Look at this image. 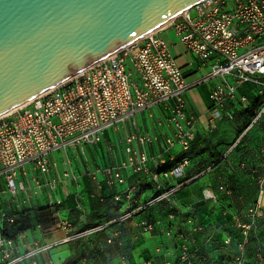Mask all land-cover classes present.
<instances>
[{
	"label": "built area",
	"instance_id": "built-area-1",
	"mask_svg": "<svg viewBox=\"0 0 264 264\" xmlns=\"http://www.w3.org/2000/svg\"><path fill=\"white\" fill-rule=\"evenodd\" d=\"M172 27L179 41L203 63L211 62L207 75L197 82H189L171 52V44L160 36V31ZM264 0H202L173 18L170 23L141 39L132 42L120 51L85 69L62 84L33 98L25 105L0 117V264H55L51 250L63 244L84 241L107 231L111 225L130 221L137 213L161 202H166L168 216L174 219L177 213L187 209L179 203L177 194L189 180L174 183L180 177L189 159L172 168H164L176 159L172 149L176 143L187 151L195 139L196 118L188 111L185 93L197 84L218 79L211 91L213 102L211 120L215 123L234 117L229 104H251L249 95L239 93L245 84L264 86ZM260 89L259 95H263ZM169 109L168 121L173 127L171 135H153L125 130L126 123L137 113L156 105ZM264 116V104L250 125L226 151L223 160L241 142L244 135ZM162 124V120H159ZM122 124L125 136L121 139L125 158L119 164L97 168L85 166L84 172L97 179L99 171L108 176L110 184L124 183L122 170L130 168L134 173L144 169L150 172L154 184L153 194L129 207L135 200L139 184L128 186L115 195L121 203V212L113 220L100 224L79 227L69 220H60V234L42 231L40 222L29 221L28 216L38 204L42 193L46 204L58 206L63 199L57 194L61 179L50 177L58 168L50 159L54 150L69 147H84L98 144L103 135ZM157 142L159 151L150 154L146 145ZM264 153V145L262 147ZM87 159V158H86ZM152 160L153 168L148 162ZM242 165H245L242 163ZM65 176L68 173L65 172ZM256 201L244 215L235 218L242 229L243 239L238 243L235 264H245L247 244L252 229L264 224V178ZM100 182L98 186L100 187ZM220 190L231 191L221 185ZM204 198L217 200V193L207 187ZM248 222H243V219ZM30 223L20 228L22 223ZM140 227L152 231L154 223L143 220ZM196 231L204 230L196 225ZM32 231V236L29 233ZM51 235V236H50ZM122 235L116 229L108 242ZM171 236V230L166 231ZM231 238L225 239L229 244ZM122 245V240H118ZM199 246H192L184 239L176 263L194 264L199 258ZM257 264H264L261 243L256 248ZM85 256L83 264H86ZM147 262L146 264H149ZM120 264H132L125 253L120 255Z\"/></svg>",
	"mask_w": 264,
	"mask_h": 264
},
{
	"label": "crops",
	"instance_id": "crops-1",
	"mask_svg": "<svg viewBox=\"0 0 264 264\" xmlns=\"http://www.w3.org/2000/svg\"><path fill=\"white\" fill-rule=\"evenodd\" d=\"M171 29L173 28H166L165 32H160V36H162L163 34L167 37H170L172 35ZM169 40L172 44L171 52L189 82H197L209 73L211 62L203 63L202 61H200L196 56L190 53L179 40ZM216 82H218V79H211L209 86H207V83H205L204 81L203 84H197L198 86L195 85V88L185 93L188 111L196 118L195 137L198 141H203L205 145H208L206 143V139L209 140V150H207L203 154L191 158L189 164L184 168L181 177H177L180 181L190 178L189 181L183 185L184 188L182 192L178 193V199L180 200V202L181 199L183 200V198H180L179 196L181 193L184 195V199L190 200L195 198V196L187 193L194 188L205 189L209 187L216 193H218L219 190L216 186L218 185L219 188L221 185H224L222 182L223 180L221 179L223 176H219L217 184L214 181L213 177L216 178L215 172L218 174L221 173L224 169L228 170V165L226 166L224 162H219V164L212 170V173L207 172V166L209 162L217 159H214V157H212L211 152H217L219 150V142L222 141L221 138L223 136H227L225 132L210 131L211 129H209V125H212L214 128H216L221 124L219 123V121L221 120H217L215 123H213L211 120V109L213 105L211 99V91ZM240 105L241 104H229L228 109L231 110L234 115L232 119H229L230 121L234 120L238 114H242V112L237 113L236 111L237 109L244 108ZM141 112L142 114H144L142 123H140L137 116H135L133 120L136 122V125H134L132 121H128L125 126V130L127 132H131L135 128H137L138 131L150 133L153 135H171L173 133V127L168 121L169 109L166 106L162 104L156 105ZM159 120H162V124L159 123ZM119 131V129H115L114 132L107 130L103 135L102 141L98 144L85 145L84 147L75 148L69 147L74 150L77 158H81L83 161H81L80 163L76 158V162L74 160H72V162H68L66 159V161L64 162V169L58 166V168H55L50 173L49 176L51 178L58 177L59 179H61V182L58 185L57 194L62 197L63 204L57 208L58 223L60 220H69L79 227H86L95 223L112 219L118 214V208L120 209V207H118L119 204L114 201V196L118 193L123 192L128 186L134 183L139 184L140 190L137 194L135 193V200L128 201L129 207L137 205L139 202L146 200L153 194L154 184L152 182L151 173L146 172L143 168L140 169L137 173H134L130 168L123 169L122 175L125 178V182L114 184H110V182L108 181V176L105 172H103L102 174L98 173L97 179H94L91 175H88L84 172L85 166H88L90 167V169L95 170L97 168H105L107 166L119 164L121 161H123V159L125 158L124 150L121 149V151L123 152L121 153L118 147L119 140L117 133H119ZM237 138H235L232 143H234ZM262 142L263 144L260 145ZM263 145L264 116L246 133L241 143L230 153V157H228H234V162L236 161L235 164L247 163L248 166H252L249 168H253L254 166L256 168L262 167L264 169V153H262ZM86 149L88 150L86 151ZM145 150L150 154H155L159 151V145L155 141L153 144L146 145ZM238 151L241 152V156L245 155V157H240V162L237 161L239 158L235 156L237 153L239 154ZM172 152L175 154L176 159L177 156L179 157L183 153L182 149H178L177 147H174L172 149ZM98 153L101 154V159L98 157ZM231 160L232 159H230V161ZM174 161L175 160L169 161L171 162L170 165H173ZM220 161L222 160L220 159ZM230 161L228 160V162ZM148 167L149 169L153 168L152 160L148 162ZM65 172L68 173L67 177L65 176ZM229 172H231L230 182H232V184H241L239 180L246 184V181L248 180L247 178H250L249 174H241L239 170H237V168L235 170V167L233 166L229 170ZM199 180L201 181L199 182ZM98 182L101 183L100 187L98 186ZM213 183H215V188ZM150 189L152 191L151 193L148 192V190ZM240 193H242V190ZM38 203L46 205L45 193H42L40 195ZM252 205L253 203L248 207L236 212L233 208H225L222 211L224 220L223 225L232 223L235 226V218L237 216L246 214ZM192 207L193 206L188 207V211H190L191 213L193 212ZM202 208L203 207L201 205H197L196 207H194V210H202ZM196 212L199 213L200 211ZM192 218L195 219L193 220L194 223H199V221H196V217L194 218V216H192ZM143 219L155 221L156 230L152 232L142 231L140 223ZM179 219L182 218H177V220L175 221L176 226L173 225L174 230L172 231H174V233L181 229L179 228V223H177ZM167 221V211L165 210V206L161 204L141 214L135 215L130 221H127L120 226V228L123 230L124 239V244L121 249H123L129 260L133 264H146L147 262H150L149 264H162L164 258L171 259L178 254L179 242L177 239L174 240V242L177 243V253H175L174 256L172 255V253H170V255L168 253V251L173 252L174 248L172 246V241L168 238L165 239L166 235L164 233L168 229L166 223ZM120 228L118 225H116L106 233L102 234V238L97 242L99 257H97V259H95L94 261L90 262V260L88 259L87 250L85 249V247L87 246L86 241L88 240L79 243L81 246L80 252L82 257L79 264H83V260L85 258L84 256H87L86 264H120L119 255H116V253H111L110 251H104V248L109 249V247L113 248V252L114 248L115 250L117 249L115 245L111 246L107 244L106 240L108 234H110L112 230ZM261 229H264V226ZM99 236L101 235L94 237ZM228 237H230L228 234L224 235V239ZM189 238L192 241L194 240L196 243V240L194 238ZM65 260L66 259L59 261L58 264H62Z\"/></svg>",
	"mask_w": 264,
	"mask_h": 264
},
{
	"label": "water",
	"instance_id": "water-1",
	"mask_svg": "<svg viewBox=\"0 0 264 264\" xmlns=\"http://www.w3.org/2000/svg\"><path fill=\"white\" fill-rule=\"evenodd\" d=\"M202 0H0V116Z\"/></svg>",
	"mask_w": 264,
	"mask_h": 264
},
{
	"label": "rangeland",
	"instance_id": "rangeland-1",
	"mask_svg": "<svg viewBox=\"0 0 264 264\" xmlns=\"http://www.w3.org/2000/svg\"><path fill=\"white\" fill-rule=\"evenodd\" d=\"M170 25L171 24H169V28H170ZM165 31H166V29L161 30L160 32H165ZM171 32H172V35L170 37H167V36L162 34V37L165 40H167L170 44H171V41L169 39H171L172 41H174L175 39L179 40V37L176 34V31L174 29H171ZM262 81H264V77H262ZM205 83H207L206 85L209 86L210 80L205 81ZM200 84H203V82ZM196 86H198V85H196ZM196 86L190 88L188 90V92L191 91ZM260 89H264V86H256L254 84H245L244 86H242L240 88L239 93L240 94L245 93V94L257 95ZM147 115H148V112H147ZM136 116H137L139 122L142 123V119L144 118V114H142V112H139V113H137ZM150 121H152V120H150ZM247 121H248V119H247L246 114L242 113V114H238L237 117L231 121L226 119V118L222 119L221 121H219V123H221V124L218 125V127H216V128H214L212 125H209V129H211L210 131L225 132L227 136H223L221 138L222 141L219 142V150L217 151V152H219V154L217 155V158H219V160H217V159H215L214 161L209 160L210 162L207 166V172L212 173V170L214 169V167H216L219 164V162H224L226 166L228 165L229 166L228 170L224 169L221 173H218V174L215 172L216 178L215 177H213V178L217 184V180H219V176H223L221 178L223 180L222 182L224 185H226L225 187H227V189H229L231 192L230 193L223 192L218 188V185H217L216 187L219 190V192L217 193L218 199L216 201H211V200H207L204 198V194H203L204 188L203 189L194 188L191 191H189L187 194H191V195L195 196V198L190 199V200L184 199V195L182 193L179 195L180 198H183V200L181 199V202L185 207L193 206L192 207L193 208L192 215L194 216V218L196 217V221L204 223L206 225V227H205V230H203V231H195L193 229L192 224L188 221V218H190L189 215H186L185 218H183L184 221H183V219H179L177 221V223H179V228H181V229H179V231H177V233L183 232L186 236L194 238L196 240V243L200 244V245L202 244L205 247L206 251L211 256L218 258L219 264H235L236 248L232 244H229L230 246H228L224 243V235H226V234L231 235L237 241L239 239H241V236H242L241 231L238 228H236L232 223H229L228 225H223L224 220H223L222 211L225 208H229V209L233 208L234 211L236 212V211H240V210L248 207L250 204L254 203L255 198H256V194L258 193V190L260 187L259 180L261 178H264V169L262 167L256 168L253 166V168H249L252 166H248L247 163H245V165H242V163L235 164L236 161L234 162V157L229 158L230 156L225 157L222 161H220V157L224 156L226 151L232 145L231 143L235 140V138L239 137L238 134H239L240 127L243 124H246L245 130L247 129V127L249 126V124H248L249 122H247ZM115 129L120 130L119 133H117L118 134L117 135L118 140H119L118 147L120 149V152L123 153L121 151V149H123L121 139L125 136V133H124L125 130H124V127H122V124L119 125V127H113V128H110L109 130L111 132H114ZM262 144H263V142L260 145H262ZM176 147L178 149H182V145L180 143H176L175 148ZM87 150L88 149H86V151ZM238 152H239V154L237 153L235 156H237L239 158L237 161L240 162L239 161L240 157H245V155L241 156V154H240L241 152L240 151H238ZM98 157L100 159L102 158L100 153H98ZM76 158H77V155L72 148L54 150L50 153L51 161L54 164L55 163L58 164V166L62 169L65 168L64 162L66 161V159L68 162H70V161L72 162V160H74L76 162ZM77 159L79 160L80 163H81V161H83L81 158H77ZM230 159H232L231 160L232 162L230 161ZM228 160L231 163L228 162ZM232 166L235 167V170L237 168V170H239V172L241 174H249L250 175V178H247L248 180L246 181L247 182L246 184L241 182V180H239L241 184H238V185L232 184V182H230L231 172H229V170L232 168ZM98 173L102 174L103 171H99ZM173 180H174L173 182L177 183V184L181 182L177 177H174ZM200 181L201 180H199V182ZM226 183H228V184H226ZM213 184H214V188H215V183H213ZM189 185H191V184H189ZM183 188L184 187L181 186L178 193L182 192ZM241 190H242V193H240ZM148 192L151 193L152 192L151 189L148 190ZM197 205H201L203 207L202 210H194V207H196ZM196 211H200V212L197 213ZM193 220H195V219H192V221ZM32 222L35 223V219H33ZM58 224L59 223L57 222L56 224L51 225L49 230H48V228H46L48 231H46L45 233L50 234V230L53 229V231L55 233L60 234V231L58 229ZM29 233L32 236V231L29 230ZM251 234H252V237H255L257 232L256 233L252 232ZM257 235H259V237H261V239L263 241V246H264V229H262L259 232V234H257ZM102 236L103 235H101L99 237L88 238L87 239L88 241H86L87 246L85 245L86 246L85 249L87 250L88 259L90 260V262L94 261L95 259H97V257H99L97 242H98V240H100L102 238ZM167 238L172 241V246L174 248V249L172 248L173 252L168 251V253H169V255H170V253H172V255L174 256L175 253H177L176 252L177 251L176 250L177 243L174 242L175 238H169V237L165 236V239H167ZM252 239H251V241H252ZM122 246L121 247L117 246V249L115 250L116 255H119V257L121 255V253H125L123 251V249H121ZM252 250H253V245L250 243V246L248 247L249 256L247 254V262L249 264H253V262H255V254L253 253ZM80 251H81V246H80L79 242L77 241V242H73L70 244H63V245L54 247L51 250V256H52L55 264H58L59 261H61L63 259L67 260L73 255L74 256L76 254L81 255ZM162 264H166L165 258H164Z\"/></svg>",
	"mask_w": 264,
	"mask_h": 264
},
{
	"label": "trees",
	"instance_id": "trees-1",
	"mask_svg": "<svg viewBox=\"0 0 264 264\" xmlns=\"http://www.w3.org/2000/svg\"><path fill=\"white\" fill-rule=\"evenodd\" d=\"M249 98H250V101H251V104L249 105V106H243L242 104L240 105V106H242V107H244L243 109H237L236 111H237V113H243V114H246V116H247V119H248V121L247 122H249L248 124L250 125V123L252 122V120H253V118L256 116V114H257V112H258V110L261 108V106L264 104V93H263V95H254V94H250L249 95ZM233 105H236V104H233ZM226 119H228L229 120V118H226ZM253 127V126H252ZM245 128H246V124H243L241 127H240V130H239V136L242 134V132H244V130H245ZM246 135V134H245ZM244 135V136H245ZM243 139V138H242ZM242 141V140H241ZM206 143L209 145V140H207L206 139ZM241 143V142H240ZM239 143V144H240ZM233 144V143H232ZM238 144V145H239ZM208 145H205L204 143H203V141H198L197 139H196V137H195V139L191 142V146H190V148L187 150V151H182L183 153L178 157L177 156V159H175V161H174V163H173V165H170V163L171 162H168V164L167 165H165V169L166 168H172V167H174V165H179L182 161H183V159H185V158H187V159H189V162H190V159L191 158H193V157H195V156H198V155H200V154H203L204 152H206L207 150H209V146ZM237 145V146H238ZM236 146V147H237ZM230 148V147H229ZM212 153V157H214V159L215 158H217V155L219 154V152H211ZM230 155V154H229ZM228 155V156H229ZM227 156V157H228ZM222 157V156H221ZM221 157H220V159H221ZM217 160H219V158H217ZM181 177V176H180ZM190 178H188V179H186V180H189ZM186 180H182V181H186ZM181 181V182H182ZM153 182V181H152ZM139 189H140V186H139ZM139 191H136V194L138 193ZM177 197H178V194H177ZM217 199H218V197H217ZM179 200V199H178ZM114 201L115 202H117L116 200H115V196H114ZM256 201V200H255ZM118 203V202H117ZM179 203L181 204V206L183 207V208H185V209H187L184 213H177L176 214V217L174 218V219H170L169 218V216H168V213H169V209H168V207H167V203L166 202H161V203H159L160 205L162 204V205H164L165 206V210L167 211V216H168V221L166 222L167 223V227H168V229L167 230H171V232H172V235L171 236H167L166 235V231H165V235L167 236V237H169V238H175V239H177L178 240V242H179V251H178V254L177 255H175V257L174 258H171V259H166V262L167 261H171V262H173V263H176L177 261H178V259H179V255H180V251H181V244L183 243V241H184V239H187L188 241H190V243H191V245L192 246H199L200 247V251H199V258L194 262V264H219L218 263V258H215V257H213V256H211L207 251H206V249H205V247L201 244H197V243H195V241L193 240H191L188 236H186L183 232H180V233H177V232H175L174 233V231H172V230H174L173 229V225H175V221L177 220V218H179V217H181L182 219L183 218H185V216L186 215H189V217L190 218H188V221L192 224V226H193V229H194V227L196 226V225H203L204 226V230H205V227H206V225L204 224V223H201V222H199V223H194L193 221H192V213L190 212V211H188V207H185L181 202H180V200H179ZM63 204V203H62ZM61 204V205H62ZM119 204V206L118 207H120V209H121V203H118ZM159 204H157V205H159ZM157 205H155V206H157ZM60 205H58V206H49V205H42V204H37V205H35V207L33 208V213L31 214V216H28L27 218H29V221L31 222V221H33V219L32 218H35V223H37V222H40L41 223V225H42V231L43 232H46V231H48L49 229H50V227H51V225H53V224H56L57 222H58V217H57V212H58V207H59ZM154 207V206H153ZM153 207H150L149 209H151V208H153ZM119 208H118V214L115 216V217H113L112 219H110V220H107V221H102V222H99V223H95V224H100V223H103V222H108V221H111V220H113V219H115L119 214H120V212H121V210H120ZM149 209H147V210H144V211H141V212H139V213H137L136 215H138V214H141V213H143V212H145V211H148ZM135 216V215H134ZM192 218V219H191ZM246 219V218H245ZM245 219H243V222H248V219H246V221H245ZM143 220H147V221H149V222H151V223H154V225H155V227H154V229L152 230V231H154V230H156V222L155 221H151V220H149V219H143ZM142 220V221H143ZM126 223V222H125ZM27 224H30V223H28V222H26V223H22L21 225H20V228H25V227H27L28 225ZM95 224H93V225H95ZM122 224H124V223H117V224H113V225H111L110 226V228L108 229V230H110V229H112L113 227H115L116 225H118L119 226V228H120V226L122 225ZM263 226H264V224H263V222H261V224H260V226L257 228V229H252L251 230V233L252 232H254V233H256L257 232V234H259V232L262 230L261 228H263ZM235 227L236 228H238L240 231H241V235H242V229L241 228H239L237 225H236V223H235ZM46 228H48V230L46 229ZM121 229V228H120ZM142 229V228H141ZM107 230V231H108ZM116 229H114V230H112V232H110V234H108V237H107V240H106V242H107V244H109V245H115L116 247L117 246H119V247H121L123 244H124V239H123V230H122V235H120L118 238H114V240H113V242H111V243H109L108 242V238L110 237V236H112V233L115 231ZM195 230V229H194ZM107 231H105V232H102V233H99V234H96V235H93V236H91V237H94V236H98V235H102V234H104V233H106ZM142 231H144L143 229H142ZM151 231V232H152ZM196 231V230H195ZM203 231V230H202ZM250 233V237H249V241H248V244H247V254H248V256H249V253H248V247L250 246V243L253 245V253L255 254V262H253V264H257V260H256V248H257V246L261 243V245H262V249H263V252H264V246H263V241H262V239H261V237H259V235H257L256 234V238L255 237H252V234ZM230 236V238H231V242L229 243V244H232V245H234L235 246V248H236V257H237V255H238V243L243 239V235L241 236V239H239L238 241L237 240H235L231 235H229ZM91 237H89V238H91ZM253 238V239H252ZM88 239V238H87ZM86 239V240H87ZM122 240V245H119V243H118V240ZM251 239H252V241H251ZM85 241V240H84ZM79 243H81V242H83V241H78ZM224 243H225V239H224ZM226 244V243H225ZM229 244H226V245H228V246H230ZM104 251L105 252H107V251H110L111 253H115V248H114V252H113V248L112 247H109V249L108 248H104ZM122 254V253H121ZM247 254H246V260H245V264H249L248 262H247ZM113 256V255H112ZM85 257V256H84ZM87 257V256H86ZM82 259V257H81V255L80 254H76L75 256L73 255V256H71L69 259H67L66 261H64L62 264H79V262H80V260ZM235 262H236V258H235ZM132 263V262H131ZM133 264V263H132Z\"/></svg>",
	"mask_w": 264,
	"mask_h": 264
},
{
	"label": "bare ground",
	"instance_id": "bare-ground-1",
	"mask_svg": "<svg viewBox=\"0 0 264 264\" xmlns=\"http://www.w3.org/2000/svg\"><path fill=\"white\" fill-rule=\"evenodd\" d=\"M170 21H171V20H170ZM170 21H169V22H167V24H168V23H170ZM167 24H165V25H167ZM165 25H163V26H165ZM163 26H162V27H163ZM162 27H160V28H162ZM30 101H31V100H30ZM28 102H29V101H28ZM28 102H26V103H28ZM26 103H24V104H22V105H20V106H18V107H16V108H19V107H21V106L25 105ZM16 108H14V109H12V110H10V111H8V112L4 113V114H3V115H1V116H4V115H6V114H8V113H10V112H12V111H14ZM1 116H0V117H1Z\"/></svg>",
	"mask_w": 264,
	"mask_h": 264
}]
</instances>
